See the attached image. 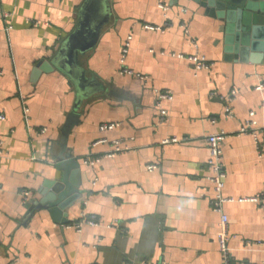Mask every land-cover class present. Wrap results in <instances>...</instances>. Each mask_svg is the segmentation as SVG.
Instances as JSON below:
<instances>
[{
	"label": "crops",
	"instance_id": "crops-1",
	"mask_svg": "<svg viewBox=\"0 0 264 264\" xmlns=\"http://www.w3.org/2000/svg\"><path fill=\"white\" fill-rule=\"evenodd\" d=\"M85 2L0 0V264H222L206 143L220 133L232 259L264 264V206L248 201L264 194V54L242 61L236 29L228 52L227 23L192 0H108L109 23L79 56L106 91L77 108L75 85L53 63ZM193 57L214 66L196 70ZM161 92L173 96L162 122ZM247 123L254 134L240 133ZM115 142L129 150L109 158ZM63 154L79 162L82 192L66 225L27 209L46 182L62 181ZM83 218L99 226L77 230Z\"/></svg>",
	"mask_w": 264,
	"mask_h": 264
},
{
	"label": "water",
	"instance_id": "water-1",
	"mask_svg": "<svg viewBox=\"0 0 264 264\" xmlns=\"http://www.w3.org/2000/svg\"><path fill=\"white\" fill-rule=\"evenodd\" d=\"M177 5L178 0H173ZM202 6L214 18L227 23V34L230 36L226 42L227 51H232L233 29L237 30L236 51L242 54L241 60H247L249 52L254 54L252 63L260 61L264 54V0H192ZM110 20V7L108 0H86L80 13V20L75 32L63 44L58 52L54 67L62 71L75 85L78 100L77 108L90 97L104 93L106 87L95 78H88L86 71L79 63V56L91 52L97 45L101 32ZM236 23L238 28H236ZM239 46L242 47L240 50ZM230 58V56H229ZM51 65L40 66L43 72L53 69ZM78 115L71 114L63 130L60 146L65 151L68 148L69 136L76 124ZM62 173L61 182H46L39 194L41 200L27 201V209L34 211H48L55 222L66 225L69 223L65 211L80 199V164L69 155H61L58 165ZM51 190V191H50ZM69 196L67 199L65 197ZM65 199V200H64ZM29 202V203H28ZM64 218L61 219L62 214Z\"/></svg>",
	"mask_w": 264,
	"mask_h": 264
},
{
	"label": "built area",
	"instance_id": "built-area-1",
	"mask_svg": "<svg viewBox=\"0 0 264 264\" xmlns=\"http://www.w3.org/2000/svg\"><path fill=\"white\" fill-rule=\"evenodd\" d=\"M166 10L165 8H163ZM148 29L153 30L152 27H148ZM129 45L127 44V47ZM127 47L125 50V53H127ZM190 61L194 63L195 69L196 70H203V69H210L214 65L212 63H209L206 61L204 58H198V57H193L190 58ZM173 100V96L171 95L170 92H161L158 94V100H157V107L160 109V119L161 122L166 118L167 116V111L165 109H162L163 103L164 102H171ZM29 112L28 108H24V114L26 115ZM234 117L233 112L227 108L226 109V118L232 119ZM0 120L3 121L5 120V117L3 115H0ZM255 123H247L244 126H242L240 133L241 134H249L253 133L256 129L254 128ZM114 127V125H103L101 126V130H110ZM41 134L45 133V130L43 129ZM254 134V133H253ZM256 136V135H255ZM226 134L220 133V134H215V135H210L206 138V143L208 150L210 152V160L208 162V167L212 171V176H211V182L214 185V193H215V201H214V211L219 213L221 215V221L219 224V233L217 237L219 249H220V254L222 258V264H234V261L231 256V251L229 248V241H230V235H229V220L228 217L223 213V206L226 203L232 202L230 199H226L223 197V189H224V182L226 178V173L223 168V150H222V145L223 142L226 139ZM121 142H115L116 148L113 153H110L107 155V157L111 158L116 156L117 154L127 152L129 150L128 147H122ZM258 144V143H257ZM258 152L262 153L263 150L260 148L258 144ZM3 157V149H2V144L0 142V160ZM101 162L100 158H87L85 160V165L88 166H95ZM153 167H150V170H152ZM1 188V186H0ZM22 196L27 200L30 197L29 192H24ZM249 202H253L256 204H261L264 206V194H261L257 196L256 198H253L251 200H248ZM84 222L85 224H88L92 227H98L99 222L93 218V219H86L83 218L81 222H79L76 225V229L79 230L81 227V223Z\"/></svg>",
	"mask_w": 264,
	"mask_h": 264
}]
</instances>
